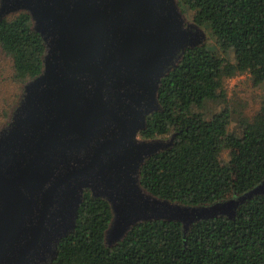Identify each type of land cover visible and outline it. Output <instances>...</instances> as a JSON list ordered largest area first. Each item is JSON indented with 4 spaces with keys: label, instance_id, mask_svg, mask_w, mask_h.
Returning a JSON list of instances; mask_svg holds the SVG:
<instances>
[{
    "label": "water",
    "instance_id": "obj_1",
    "mask_svg": "<svg viewBox=\"0 0 264 264\" xmlns=\"http://www.w3.org/2000/svg\"><path fill=\"white\" fill-rule=\"evenodd\" d=\"M19 12L31 16L46 54L0 130V264L52 263L87 190L111 205L109 243L153 219L179 221L185 235L264 193L263 181L191 208L140 188V164L169 144L137 138L158 109L159 81L203 42L175 0H0V20Z\"/></svg>",
    "mask_w": 264,
    "mask_h": 264
},
{
    "label": "trees",
    "instance_id": "obj_2",
    "mask_svg": "<svg viewBox=\"0 0 264 264\" xmlns=\"http://www.w3.org/2000/svg\"><path fill=\"white\" fill-rule=\"evenodd\" d=\"M180 16L212 43L186 48L156 89L158 109L145 117L138 140L169 143L138 168L148 195L201 208L239 196L264 181V101L250 119L223 108L209 119L193 108L223 95L224 82L249 74L264 86V0H175ZM185 26V25H184ZM0 50L11 60L13 82L24 87L42 74L46 47L27 12L0 20ZM5 112L4 127L9 124ZM2 129V128H1ZM110 203L83 193L72 231L50 264H264V193L242 202L235 215L200 220L183 234L176 220L140 221L108 242Z\"/></svg>",
    "mask_w": 264,
    "mask_h": 264
},
{
    "label": "rangeland",
    "instance_id": "obj_3",
    "mask_svg": "<svg viewBox=\"0 0 264 264\" xmlns=\"http://www.w3.org/2000/svg\"><path fill=\"white\" fill-rule=\"evenodd\" d=\"M181 20L185 26H189L187 24L191 22V15L189 13L182 14ZM202 34V41L207 39V43H212L206 33ZM11 71V60L0 50V130L7 127H4L6 119L3 114L8 111L11 116L15 109L12 103L20 94L22 87L11 80ZM263 101L264 86H254L249 74L246 73L227 79L224 82L222 97L206 101L202 107L193 108V111L209 119L219 110L228 108L231 114V128H235L238 118L250 119L259 111ZM10 116L8 120H10Z\"/></svg>",
    "mask_w": 264,
    "mask_h": 264
}]
</instances>
